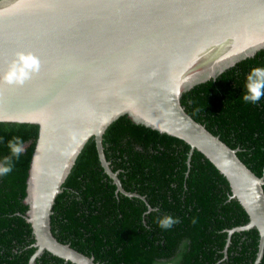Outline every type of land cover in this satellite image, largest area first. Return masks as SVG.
I'll list each match as a JSON object with an SVG mask.
<instances>
[{
    "label": "water",
    "instance_id": "1",
    "mask_svg": "<svg viewBox=\"0 0 264 264\" xmlns=\"http://www.w3.org/2000/svg\"><path fill=\"white\" fill-rule=\"evenodd\" d=\"M264 48V0H0V122L38 127L23 218L35 250L73 264H98L51 231L55 198L93 137L99 162L125 190L104 154L103 133L122 115L182 139L227 179L264 248V170L189 115L181 96ZM34 61V63L32 62ZM147 210L151 207L147 203Z\"/></svg>",
    "mask_w": 264,
    "mask_h": 264
},
{
    "label": "trees",
    "instance_id": "2",
    "mask_svg": "<svg viewBox=\"0 0 264 264\" xmlns=\"http://www.w3.org/2000/svg\"><path fill=\"white\" fill-rule=\"evenodd\" d=\"M264 86V48L193 86L181 96L185 111L232 148L257 175L264 170V95L245 99ZM38 127L0 122V264H28L35 247L23 218L26 178ZM11 142V144H10ZM103 148L123 188L116 192L90 137L78 154L52 207L50 225L61 242L98 264H253L257 229H228L248 216L230 196L227 179L199 151L175 136L122 115L103 133ZM20 144L16 155L12 146ZM264 189V186H263ZM147 203L151 207L147 210ZM171 218V226L162 221ZM36 264H73L44 251ZM258 264H264L263 254Z\"/></svg>",
    "mask_w": 264,
    "mask_h": 264
},
{
    "label": "clouds",
    "instance_id": "3",
    "mask_svg": "<svg viewBox=\"0 0 264 264\" xmlns=\"http://www.w3.org/2000/svg\"><path fill=\"white\" fill-rule=\"evenodd\" d=\"M32 62L34 63V61H32ZM250 92H251V95H246L245 99H251L253 101L259 100L261 95H264V86H262V85L252 86L250 88ZM10 144H11V142H10ZM12 150L16 155H19V153L23 151V148L20 144H15L12 146ZM10 170L11 169L8 166L0 167V173H4V172L10 171ZM171 223H172L171 218H169L165 221H162V226L163 227H170Z\"/></svg>",
    "mask_w": 264,
    "mask_h": 264
}]
</instances>
